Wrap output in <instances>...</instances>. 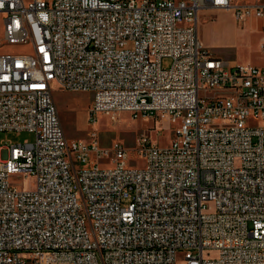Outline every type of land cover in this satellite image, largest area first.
<instances>
[{"label":"built area","instance_id":"obj_1","mask_svg":"<svg viewBox=\"0 0 264 264\" xmlns=\"http://www.w3.org/2000/svg\"><path fill=\"white\" fill-rule=\"evenodd\" d=\"M202 9L264 19L232 0H0V132L36 135L0 159V264H264V67L213 56ZM54 86L91 91L93 121L175 123L172 142L85 168L108 152L68 142Z\"/></svg>","mask_w":264,"mask_h":264},{"label":"rangeland","instance_id":"obj_2","mask_svg":"<svg viewBox=\"0 0 264 264\" xmlns=\"http://www.w3.org/2000/svg\"><path fill=\"white\" fill-rule=\"evenodd\" d=\"M260 1L264 2V0ZM198 21L199 33L209 43L210 53H223L224 59L227 55H232L241 64L264 67V53L260 49L264 31L262 26L257 28L256 19L252 22L249 20L247 23L234 21L236 29H233L225 14L208 11L201 13ZM256 29L262 32H257ZM2 32L3 24L0 21V38ZM9 50L18 51L19 49ZM171 64L170 58H164L162 61L164 67H169ZM52 94L68 142L92 143L95 141L101 150L108 152V156L102 159H98L96 153H90V163L86 164L85 168L91 166L94 161L101 164L111 161L112 147L115 143H120L127 148V164L133 168H140L144 165L143 158L138 154L141 138L148 137L153 144L166 147L171 144L174 137L176 124L169 125L161 118L149 120L140 116L134 119L129 113L109 115L100 113L95 121L91 120L90 111L93 105L91 91H68L54 86ZM202 94L207 95L212 92ZM35 139V133L28 131L0 132V147H2L0 159L6 157V148L10 143H33ZM11 181H18L19 186H24L25 189H33L35 184L33 176H16ZM177 261L183 264L181 254L178 255Z\"/></svg>","mask_w":264,"mask_h":264},{"label":"crops","instance_id":"obj_3","mask_svg":"<svg viewBox=\"0 0 264 264\" xmlns=\"http://www.w3.org/2000/svg\"><path fill=\"white\" fill-rule=\"evenodd\" d=\"M232 2L235 3V4H253V3H256V2L261 3V4H264V2H262L260 0H241V1H239V0H232ZM208 11H213L215 13L216 12H220L222 14H225L227 20L229 21V24H231L230 26L233 27V29L234 28L236 29V27L234 25V21H237V20L235 19L234 14L230 10H223V9H202V10H200L198 12V15H197V35H198L199 41L209 51L210 50L209 49V43L207 41H205L204 36L200 35V33H199V21H198L201 13H205V12H208ZM249 20L252 22L253 19H249ZM248 21H246V23ZM262 21H264V19H256L257 26H258L257 28L259 29V27L262 26L263 31H264V23L262 24ZM258 29H256L257 32H262V31H259ZM253 31H255V30H253ZM263 46H264V37H262L261 38V41H260V49H261L262 53H264L263 50H262V47ZM211 54L213 56H215V57L221 58L222 60L226 61L227 63H229L231 65H234V64L235 65H238V64L239 65H245L244 63L243 64L239 63V61H237L235 58H233L232 55H227V58L224 59V57H223L224 54L223 53L214 52V54L213 53H211Z\"/></svg>","mask_w":264,"mask_h":264}]
</instances>
